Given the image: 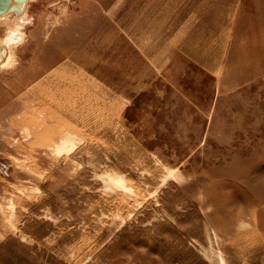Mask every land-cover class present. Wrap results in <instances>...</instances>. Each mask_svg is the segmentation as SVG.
I'll use <instances>...</instances> for the list:
<instances>
[{
    "label": "rangeland",
    "instance_id": "rangeland-1",
    "mask_svg": "<svg viewBox=\"0 0 264 264\" xmlns=\"http://www.w3.org/2000/svg\"><path fill=\"white\" fill-rule=\"evenodd\" d=\"M25 16L0 23V264H264V0Z\"/></svg>",
    "mask_w": 264,
    "mask_h": 264
},
{
    "label": "bare ground",
    "instance_id": "bare-ground-1",
    "mask_svg": "<svg viewBox=\"0 0 264 264\" xmlns=\"http://www.w3.org/2000/svg\"><path fill=\"white\" fill-rule=\"evenodd\" d=\"M26 7L21 13H7L4 15H0V23H7L8 21H11L12 23H17V25L23 24V22L26 21ZM13 27L14 28H12L4 38L0 37V44L5 49V56L2 63L0 64V68H4L12 63V47L17 42L20 36L19 30L16 28V26Z\"/></svg>",
    "mask_w": 264,
    "mask_h": 264
},
{
    "label": "water",
    "instance_id": "water-1",
    "mask_svg": "<svg viewBox=\"0 0 264 264\" xmlns=\"http://www.w3.org/2000/svg\"><path fill=\"white\" fill-rule=\"evenodd\" d=\"M28 0H0V15L7 13H21L26 7ZM5 56V49L0 44V64Z\"/></svg>",
    "mask_w": 264,
    "mask_h": 264
}]
</instances>
